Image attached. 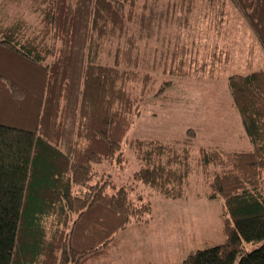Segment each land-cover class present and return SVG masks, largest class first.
<instances>
[{
  "label": "trees",
  "instance_id": "trees-1",
  "mask_svg": "<svg viewBox=\"0 0 264 264\" xmlns=\"http://www.w3.org/2000/svg\"><path fill=\"white\" fill-rule=\"evenodd\" d=\"M137 1L28 0L34 26L0 19V264H87L127 225L148 222L151 195L134 199L129 185L92 181L94 164L122 160L152 89L154 62L147 71L142 58L158 52L142 40L161 18L136 14ZM228 1L264 54V0ZM171 3L161 15L185 20ZM227 90L249 148L197 144L193 128L180 141L128 144L138 162L132 180L153 196L186 199L200 179L208 199L220 200L224 240L180 264H264V242L244 246L264 241V69L230 75Z\"/></svg>",
  "mask_w": 264,
  "mask_h": 264
},
{
  "label": "rangeland",
  "instance_id": "rangeland-1",
  "mask_svg": "<svg viewBox=\"0 0 264 264\" xmlns=\"http://www.w3.org/2000/svg\"><path fill=\"white\" fill-rule=\"evenodd\" d=\"M164 1H137L136 14L161 18L160 24L154 20L148 27L150 39L146 36L142 40L148 49L156 47L158 55L155 61L154 56L142 58L148 61L142 64L147 71L154 62L155 76L148 83L152 89L141 101L139 117L121 144L122 160L119 159L120 164L102 160L92 166L97 174L93 182L106 179L117 187L129 185L130 189H126L134 199L140 197L145 201L151 195L152 211L148 222L127 225L98 252L99 256H88L87 264H97L94 260H99L98 264L113 260L118 264H180L184 255L193 250L224 240L221 203L208 199L205 183L199 179L193 190L183 191L186 199L153 196V189L132 180L131 173L138 162L134 161L128 144L133 138L180 141L185 130L193 128L197 144L223 149L249 148L231 104L227 80L232 74L264 69V54L241 14L228 0L212 4L206 0H187L188 5L182 7L174 3L178 0H169L176 17L186 16L181 22L161 15L169 13ZM36 17L28 0H0V19H25L34 26ZM164 79L171 83L155 95ZM263 242L245 243V251Z\"/></svg>",
  "mask_w": 264,
  "mask_h": 264
},
{
  "label": "crops",
  "instance_id": "crops-1",
  "mask_svg": "<svg viewBox=\"0 0 264 264\" xmlns=\"http://www.w3.org/2000/svg\"><path fill=\"white\" fill-rule=\"evenodd\" d=\"M184 257H185V255H184ZM182 258V257H181ZM180 258V259H181ZM95 261V263H99V260H94ZM181 261H182V259L178 262V263H181ZM104 263H106V264H109V263H111V264H118L117 262H116V260H113V261H111V262H109V261H105Z\"/></svg>",
  "mask_w": 264,
  "mask_h": 264
},
{
  "label": "built area",
  "instance_id": "built-area-1",
  "mask_svg": "<svg viewBox=\"0 0 264 264\" xmlns=\"http://www.w3.org/2000/svg\"><path fill=\"white\" fill-rule=\"evenodd\" d=\"M260 190L264 193V180H261L260 182Z\"/></svg>",
  "mask_w": 264,
  "mask_h": 264
}]
</instances>
